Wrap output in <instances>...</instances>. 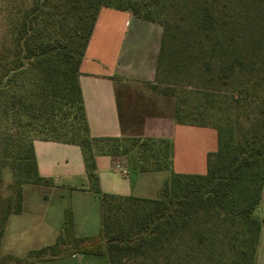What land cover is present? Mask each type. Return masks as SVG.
Here are the masks:
<instances>
[{
  "label": "trees",
  "instance_id": "16d2710c",
  "mask_svg": "<svg viewBox=\"0 0 264 264\" xmlns=\"http://www.w3.org/2000/svg\"><path fill=\"white\" fill-rule=\"evenodd\" d=\"M1 2L0 244L8 218L22 212L23 186L51 185L37 171L33 141L40 140L79 147L88 190L101 201L102 226L98 235L77 237L65 209L55 243L30 252V264L76 254L105 256L109 264H255L262 223L255 210L264 183V0ZM102 8L161 26L156 76L166 54L169 70L185 54V72L193 69L197 81L201 70L215 74L227 89L157 91L175 97L176 123L216 130L217 149L206 154L204 174L173 172L169 140L89 134L79 66ZM128 154L141 171L170 170L157 198L101 192L95 157Z\"/></svg>",
  "mask_w": 264,
  "mask_h": 264
},
{
  "label": "crops",
  "instance_id": "0c3cea01",
  "mask_svg": "<svg viewBox=\"0 0 264 264\" xmlns=\"http://www.w3.org/2000/svg\"><path fill=\"white\" fill-rule=\"evenodd\" d=\"M159 27L128 11L111 8L99 10L78 77L86 122L92 137L170 141L180 127L203 129L201 126L178 125L173 109L163 105V99L168 97L157 96L150 90L155 80L161 46L162 31ZM180 150L183 157L191 151L187 148ZM33 151L38 174L49 179L51 185L23 186L22 212L8 218L2 240L13 216L20 218L16 223L27 226L40 223L47 216L45 223L51 226V237L56 241L67 208L72 211L75 236L98 235L102 226L101 201L99 196L88 190L79 147L35 140ZM208 152L205 151V157ZM175 159L176 147L172 145V171L183 174ZM95 165L101 192L119 197L155 199L163 182L170 176V170H139L135 156L130 154L97 155ZM121 166L128 168V172L117 174L115 171ZM37 187H45L46 192L33 190ZM41 212L45 214L44 217ZM255 216L262 220L255 264H264V183ZM64 258L68 259L66 264H109L105 256L81 254L61 255L31 264H48Z\"/></svg>",
  "mask_w": 264,
  "mask_h": 264
},
{
  "label": "rangeland",
  "instance_id": "374dc122",
  "mask_svg": "<svg viewBox=\"0 0 264 264\" xmlns=\"http://www.w3.org/2000/svg\"><path fill=\"white\" fill-rule=\"evenodd\" d=\"M2 2L0 0V34L4 32V23L2 20ZM160 28V27H159ZM162 31V28H160ZM185 54H183L181 57L182 60H185ZM180 59L178 61L179 63L175 66L174 70H169L168 64L169 59L166 54L165 58L163 59L162 63L159 66L158 73L156 76V79L154 80L153 84L150 86L151 92L157 96H166L157 93V91H165V90H175L176 94L178 91L185 90L187 91V86H197L200 89L203 90L202 86L206 84V86L210 89L208 91H213L215 89H222L227 90L224 86L221 85L220 82L215 80V74L210 75L201 70V77L205 81H197L193 76H190L191 72L193 73V69H187L189 73L185 72V68L182 65L183 61ZM191 66V65H190ZM177 71L180 72V75L177 74ZM189 76L191 78H189ZM212 76V81L206 82V79ZM155 89H152V88ZM231 90V88L229 89ZM228 90V91H229ZM205 91V90H204ZM203 92V91H202ZM206 92V91H205ZM198 96L202 97V94L198 91ZM165 100L163 99V105H168L173 109V115H174V109H175V97L167 96ZM200 101L203 99L199 98ZM167 102V103H166ZM196 102H192L191 105H195ZM170 108V109H171ZM185 110H188L187 105L184 107ZM201 110V108H200ZM198 111L195 112H200ZM210 113L215 114L213 111ZM208 115V114H207ZM221 116V113H220ZM223 116V114H222ZM202 124H209L211 125L214 123L212 119H204L200 120V118L197 120ZM182 125V124H178ZM188 126V125H187ZM192 126V125H189ZM28 138V137H27ZM31 135L28 138V141H30ZM170 143L176 147V159L175 163L176 165L184 171L183 174H192L196 173V175H202L206 171L205 166V151L214 152L217 149V133L214 128L210 127H203V129H190L187 127L179 128L175 130L174 136L170 138ZM127 145H130V143H127ZM181 148L190 149L191 151L188 152L189 155L184 156L181 153ZM195 150V151H194ZM195 152V153H193ZM194 155V156H193ZM172 169H174L173 165L171 166ZM177 168V167H176ZM117 174H121L120 172H128V168L121 166V169L115 171ZM2 176L5 178L6 182H10L11 178V170L7 167L6 170L2 173ZM26 185H33V184H26ZM34 188V187H33ZM41 188V189H40ZM33 190H36V192H46L45 187H40ZM44 195V194H43ZM41 216L44 217L45 214L41 212ZM40 216V217H41ZM47 219V216H45ZM55 215L53 216V224L55 223ZM45 220H43L40 223H35L32 226H27L25 224L16 223L17 220H20L19 217L13 216L10 221V228L8 229V232L4 239L2 240L0 244V264H30L31 257H27L30 252L38 251L44 247L52 246L55 242L53 240V231L49 229V225L45 223ZM52 224V225H53ZM14 225V226H13ZM13 226V228H12ZM58 228V234L60 232ZM94 233V232H89ZM96 233V232H95ZM9 255V256H6ZM61 256V255H57ZM14 258V259H13ZM32 259H35V256H33ZM68 259L64 258L59 261H53V263L48 264H66L65 262ZM35 262V261H34ZM149 260L145 262V264H148ZM70 263V262H69Z\"/></svg>",
  "mask_w": 264,
  "mask_h": 264
}]
</instances>
